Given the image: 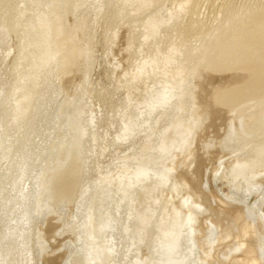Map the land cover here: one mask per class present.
<instances>
[{
    "label": "water",
    "instance_id": "obj_1",
    "mask_svg": "<svg viewBox=\"0 0 264 264\" xmlns=\"http://www.w3.org/2000/svg\"><path fill=\"white\" fill-rule=\"evenodd\" d=\"M61 11L66 151L39 264H264V3Z\"/></svg>",
    "mask_w": 264,
    "mask_h": 264
},
{
    "label": "rangeland",
    "instance_id": "obj_2",
    "mask_svg": "<svg viewBox=\"0 0 264 264\" xmlns=\"http://www.w3.org/2000/svg\"><path fill=\"white\" fill-rule=\"evenodd\" d=\"M61 18V0H0V234L29 216L4 264H39L63 164Z\"/></svg>",
    "mask_w": 264,
    "mask_h": 264
},
{
    "label": "bare ground",
    "instance_id": "obj_3",
    "mask_svg": "<svg viewBox=\"0 0 264 264\" xmlns=\"http://www.w3.org/2000/svg\"><path fill=\"white\" fill-rule=\"evenodd\" d=\"M1 212H0V215L3 214L4 210H3L2 213ZM27 213H28V211L24 210L20 216L14 218L15 220L11 224L12 228H10V226H8L9 229L7 228V230H5L6 229L5 227L7 226V223L4 224V222H2L3 220L0 221V224L6 225L5 227L3 226L4 229L2 228L3 229L2 231H4V230H5V232L7 231V234L5 232L2 233V235L0 234V236H2L0 238V240H1V242H0V259L3 261L2 263L0 262L1 264H4V261L7 259L6 256H8V253H9V256H10L9 250H11V249L14 250V249L18 248L19 244L22 242L20 240V237H21L22 233L25 231V229H27L25 227V225H26V223L29 220V216L27 215ZM2 217H4V216L1 215L0 216V220H1ZM12 218L13 217H11L10 220ZM7 220H8V217H7ZM5 221H6V219H5ZM9 225H10V223H9ZM3 246H4V248L2 249ZM5 247H7V248H5ZM9 248H11V249H9Z\"/></svg>",
    "mask_w": 264,
    "mask_h": 264
}]
</instances>
